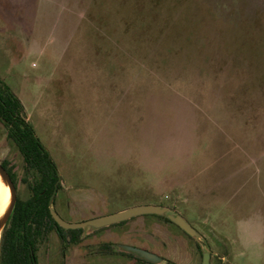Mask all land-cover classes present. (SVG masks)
<instances>
[{
    "label": "rangeland",
    "instance_id": "374dc122",
    "mask_svg": "<svg viewBox=\"0 0 264 264\" xmlns=\"http://www.w3.org/2000/svg\"><path fill=\"white\" fill-rule=\"evenodd\" d=\"M120 2L0 0V75L57 165L58 213L165 206L200 237L144 215L88 240L163 264H200L208 249L211 264H264V0H161L160 21L148 0ZM3 159L23 175L0 122ZM93 251L71 246L68 264H117Z\"/></svg>",
    "mask_w": 264,
    "mask_h": 264
},
{
    "label": "trees",
    "instance_id": "16d2710c",
    "mask_svg": "<svg viewBox=\"0 0 264 264\" xmlns=\"http://www.w3.org/2000/svg\"><path fill=\"white\" fill-rule=\"evenodd\" d=\"M148 1L149 10L155 12L153 19H158L156 15L161 7V0ZM127 4L131 7L130 0H121L120 8L125 10ZM103 7V12H106V5ZM0 122L6 128L8 140L16 146L22 157L23 175L18 176L15 165L9 159L2 160V164L16 185L23 183L28 193L26 196H18L14 213L1 235L0 264H37L39 243L45 239V234L58 231L64 236L67 232L58 225L50 211L51 196L62 185L57 165L37 136L21 99L1 75ZM167 220L170 221L168 218ZM79 231L68 232L73 235ZM139 261L150 264L144 260Z\"/></svg>",
    "mask_w": 264,
    "mask_h": 264
},
{
    "label": "water",
    "instance_id": "95a60500",
    "mask_svg": "<svg viewBox=\"0 0 264 264\" xmlns=\"http://www.w3.org/2000/svg\"><path fill=\"white\" fill-rule=\"evenodd\" d=\"M0 179L1 182L9 190V199L5 207L2 210H0V239H1V235L14 213L18 201L17 186L13 181L10 173L4 167L1 161H0ZM56 193L57 190H55V192L51 196L50 211L56 222L65 229L89 228L91 230H98L100 228L111 226L113 224H117L137 216L151 214V215L165 216L169 218L171 221H173L175 224L180 226L185 232H187L192 237H200L199 231L182 215L171 213V209L160 205H140L117 213L96 217L87 221L68 222L60 216V214L55 208L54 200ZM120 248L123 251L129 252L138 258L147 260L152 263L158 264L163 261V258L160 257L159 255L139 247H134L130 245H120ZM210 260H211V252L208 249L203 253L202 264H211Z\"/></svg>",
    "mask_w": 264,
    "mask_h": 264
},
{
    "label": "flooded vegetation",
    "instance_id": "af4514ba",
    "mask_svg": "<svg viewBox=\"0 0 264 264\" xmlns=\"http://www.w3.org/2000/svg\"><path fill=\"white\" fill-rule=\"evenodd\" d=\"M0 161L2 162V160H0ZM60 183H61V178H60ZM18 186H17V191H18ZM61 189H62V187H61ZM59 191L57 190V193H56V196H55V200H54L55 208H56V203H59V205H61V204H63V205L66 204L67 205L64 197H60L58 199ZM148 215H151V214H148ZM141 216H144V215H141ZM155 216H158V215H155ZM137 217H139V216H137ZM157 218L160 219V221H162L160 224H161V230H163L164 233H166V231L170 232V227L169 226H173L175 228H178L180 231L184 232L186 237H189L191 239L194 238L191 235H189L187 232H185L180 226L175 224L173 221H171V220L168 221L167 217L158 216ZM124 222L125 221L117 223V224H113L111 226L121 225ZM107 227H109V226H107ZM100 229H102V228H100ZM100 229H98V230H100ZM65 230L67 232L64 233V236L61 235L58 231H51V232H48V233L45 234V237H44L45 239L42 240L39 243V247H38V251H37V264H41V251H42L43 247H45V246H48L47 251L48 250L50 251V252H47V257H48V262H49L48 264H68V262H69V252H70V247L71 246H80V247L84 248V250H86V249L94 250L92 252L93 255H89L86 259H88V258H90V259L94 258L95 259V258H99V257H103V256H111V257L117 258V260H116L117 264H123V261L124 260L127 261V258L131 259V262L134 261L133 264H145V263H142V262L139 261V260H144V259L138 258V257H136L135 255H133V254H131L129 252L121 250L120 245H126V244H118L117 242L95 243V242H92V241L88 240L98 230H93V232L88 233V234L86 233L85 228L65 229ZM70 230H80V231L77 232V233H74L73 235H71L70 232H68ZM169 236H170V238H173L176 241L180 240V239H178V237H175L173 235H169ZM53 237H57L58 238V240H59V246L58 247L59 248L57 246H55L54 250H53V253H52V249H53L52 248V238ZM112 245L118 246L119 252H115L114 249L112 248ZM196 246L201 249V246L199 245V243ZM134 247H136V246H134ZM139 248H141V247H139ZM142 249H144V248H142ZM145 250H147V249H145ZM147 251H150V250H147ZM150 252L155 253V254L159 255L160 257H162L163 261H165V260L168 261L164 256L158 254L157 252H154V251H150ZM144 261H146V262H148L150 264H156V263L149 262L147 260H144ZM211 261H212V253H211L210 262ZM162 262H160L158 264H163ZM202 262H203V253H202V261H201L200 264H202Z\"/></svg>",
    "mask_w": 264,
    "mask_h": 264
},
{
    "label": "bare ground",
    "instance_id": "6f19581e",
    "mask_svg": "<svg viewBox=\"0 0 264 264\" xmlns=\"http://www.w3.org/2000/svg\"><path fill=\"white\" fill-rule=\"evenodd\" d=\"M9 199V190L0 179V210H2Z\"/></svg>",
    "mask_w": 264,
    "mask_h": 264
}]
</instances>
